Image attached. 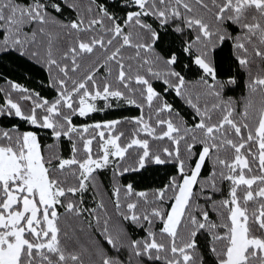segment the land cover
<instances>
[{
    "label": "snow or ice",
    "instance_id": "obj_1",
    "mask_svg": "<svg viewBox=\"0 0 264 264\" xmlns=\"http://www.w3.org/2000/svg\"><path fill=\"white\" fill-rule=\"evenodd\" d=\"M119 6L123 16L98 0H0V58L40 64L54 93L0 87V117L29 129L0 127V264H264V0ZM226 42L247 75L239 101L225 94L235 76H221ZM127 107L138 115L73 122ZM42 132L57 149L67 140L70 158L45 152ZM164 165L175 174L151 194L114 183L111 209L84 207L98 170Z\"/></svg>",
    "mask_w": 264,
    "mask_h": 264
},
{
    "label": "trees",
    "instance_id": "obj_2",
    "mask_svg": "<svg viewBox=\"0 0 264 264\" xmlns=\"http://www.w3.org/2000/svg\"><path fill=\"white\" fill-rule=\"evenodd\" d=\"M100 3H105L110 11L115 12L116 15L123 16L124 12L119 6V0H98ZM74 18V13L70 10L65 9L64 16L62 19L70 20ZM164 44L162 47L167 48L172 41V35L169 33L167 36L163 37ZM218 62L221 65V76H235L237 84L230 86L226 89V96L232 97L234 100H241L246 95L245 84L247 82V75L242 71L232 55V47L230 42H226L223 45L222 51H219ZM187 63V61H185ZM103 71V69L101 70ZM200 73L197 70L188 72L185 70L186 79L195 81L198 80ZM6 80H12L17 83L22 84L24 87H27L31 90L39 92L41 96L47 97L49 99L54 95L53 91L48 87V74L47 71L40 65L33 63L30 60L17 57L16 55L6 56L0 58V87L7 88L8 85L5 83ZM154 86L159 90L162 85L159 82H155ZM16 98L14 94L13 99ZM166 99L169 103L173 104L175 108H178L181 115L191 123V109L183 104L174 94L168 93ZM0 99V103H2ZM102 103V102H101ZM138 111L135 108L127 107L123 109L109 110L103 113H95L87 119L84 118H74V123L82 125L85 123H92L95 121H101L106 119H116L123 116H136ZM13 124H21V130H29L27 125H24L22 122L14 119H5L0 117V127L8 128ZM124 130L127 132L131 125L123 126ZM35 130V129H32ZM41 147L45 152L51 151L52 153L59 152L63 158H70L71 156V145L70 143L62 139L59 143L58 149L55 147L56 142L52 137L50 132H42L40 134ZM53 146L50 150L48 146ZM95 146V145H94ZM208 166H205V170L202 172V175L207 174ZM175 169L172 165L164 166H150L146 170H141L140 172H129L118 178H114L112 169L105 168L103 170H98L97 180L99 183V194L90 190L84 193V207L91 208L95 206V202L99 199H103L108 205L109 209L112 208L111 200L109 199L112 196V188L114 183H119L120 185L132 184L136 191H147L151 192L167 182L169 175H174ZM130 233L134 238L141 235L137 231L129 229ZM203 240V238H201ZM107 248V245H105ZM127 254L123 253L121 259H126ZM209 264H214L213 260H209Z\"/></svg>",
    "mask_w": 264,
    "mask_h": 264
}]
</instances>
